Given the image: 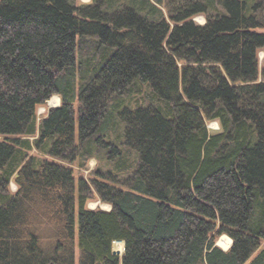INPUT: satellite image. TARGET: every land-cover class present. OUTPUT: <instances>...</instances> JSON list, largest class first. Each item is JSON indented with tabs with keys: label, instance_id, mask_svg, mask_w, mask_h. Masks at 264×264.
Masks as SVG:
<instances>
[{
	"label": "trees",
	"instance_id": "obj_1",
	"mask_svg": "<svg viewBox=\"0 0 264 264\" xmlns=\"http://www.w3.org/2000/svg\"><path fill=\"white\" fill-rule=\"evenodd\" d=\"M262 49L264 0H0V264H264Z\"/></svg>",
	"mask_w": 264,
	"mask_h": 264
},
{
	"label": "rangeland",
	"instance_id": "obj_2",
	"mask_svg": "<svg viewBox=\"0 0 264 264\" xmlns=\"http://www.w3.org/2000/svg\"><path fill=\"white\" fill-rule=\"evenodd\" d=\"M76 4L77 5H83V4H89L91 3V0H75ZM194 22L197 23L198 25H203L205 23V17L202 16V15H199V16H196L193 18ZM257 59H258V65H259V69L262 70L263 69V64H264V50H259L257 52ZM263 80L261 78H259V80L257 82H262ZM56 97L57 98V105L56 106H50L49 105V101ZM49 101H47L45 103V105L43 106H39L37 109H36V116H37V120H40L41 118H43V116L46 114V112L48 111V109L50 108H55L57 106L60 105V97L59 96H52ZM136 102V101H135ZM77 109V106L75 105V110ZM207 129H208V132L210 134H218L221 132V128H220V124L218 121H209L207 122ZM101 152H99V155H98V158H92L90 159V161H88V163L86 164L85 168L80 170L78 167H76L75 165H72L71 167L73 168V172H74V177L75 179H78V178H83L85 180H89L92 176H91V173L92 171L96 168V167H103L104 169H109L112 167V164L104 161L102 158H101ZM29 155H33V156H37L36 155V151H32ZM38 157H42L43 159H50L49 157L47 156H38ZM54 161H57V160H54ZM59 162V161H57ZM103 169V170H104ZM9 191L11 193H14L16 190H17V185L15 184L14 182V179L11 181V183L9 184V187H8ZM87 207L89 209H96V208H100V209H103V210H109L110 209V206L107 205V204H104V203H101L99 201V199L97 198L96 195L93 194V198L88 202L87 204ZM222 236H226V235H222ZM222 236H220L217 240H216V245H218V241L222 238ZM227 237V236H226ZM229 238V237H228ZM116 243V242H115ZM232 245V240H231V244L228 246L227 249H223L222 247H220L218 245V247H220L222 250L226 251L228 250ZM264 247V240L261 242V248ZM113 251L115 252H118L119 254H122L123 253V250L121 251H116L114 249V243H113ZM122 249H123V246H122ZM78 255V253H77Z\"/></svg>",
	"mask_w": 264,
	"mask_h": 264
},
{
	"label": "bare ground",
	"instance_id": "obj_3",
	"mask_svg": "<svg viewBox=\"0 0 264 264\" xmlns=\"http://www.w3.org/2000/svg\"><path fill=\"white\" fill-rule=\"evenodd\" d=\"M48 103L50 106H56L58 103L57 98L56 97L52 98ZM230 244H231V240L226 236H222V238L218 241V245L223 249H227ZM122 246H123L122 242H116V243L114 242V249L116 251L123 250Z\"/></svg>",
	"mask_w": 264,
	"mask_h": 264
},
{
	"label": "water",
	"instance_id": "obj_4",
	"mask_svg": "<svg viewBox=\"0 0 264 264\" xmlns=\"http://www.w3.org/2000/svg\"><path fill=\"white\" fill-rule=\"evenodd\" d=\"M58 107V106H57ZM218 246V245H217ZM123 250H124V247H123Z\"/></svg>",
	"mask_w": 264,
	"mask_h": 264
}]
</instances>
